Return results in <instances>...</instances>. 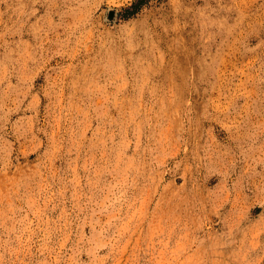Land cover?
Here are the masks:
<instances>
[{"label":"rangeland","instance_id":"374dc122","mask_svg":"<svg viewBox=\"0 0 264 264\" xmlns=\"http://www.w3.org/2000/svg\"><path fill=\"white\" fill-rule=\"evenodd\" d=\"M0 0V264H264V0Z\"/></svg>","mask_w":264,"mask_h":264},{"label":"trees","instance_id":"16d2710c","mask_svg":"<svg viewBox=\"0 0 264 264\" xmlns=\"http://www.w3.org/2000/svg\"><path fill=\"white\" fill-rule=\"evenodd\" d=\"M145 3V0H137L134 2L130 8L125 10V17L128 18L137 14Z\"/></svg>","mask_w":264,"mask_h":264}]
</instances>
